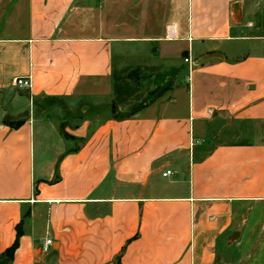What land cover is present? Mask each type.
Masks as SVG:
<instances>
[{
  "label": "crops",
  "instance_id": "crops-1",
  "mask_svg": "<svg viewBox=\"0 0 264 264\" xmlns=\"http://www.w3.org/2000/svg\"><path fill=\"white\" fill-rule=\"evenodd\" d=\"M19 229L7 264H264V0H0Z\"/></svg>",
  "mask_w": 264,
  "mask_h": 264
},
{
  "label": "rangeland",
  "instance_id": "rangeland-1",
  "mask_svg": "<svg viewBox=\"0 0 264 264\" xmlns=\"http://www.w3.org/2000/svg\"><path fill=\"white\" fill-rule=\"evenodd\" d=\"M136 74H133V76ZM136 78V77H135ZM135 78L134 81L132 79V85L127 84L126 87H124V90L127 92V94H131L132 100L126 105V106H131V104H140L139 102H144L147 100V94L149 93V80L148 79H144L142 80V82H135ZM144 83V85H143Z\"/></svg>",
  "mask_w": 264,
  "mask_h": 264
},
{
  "label": "trees",
  "instance_id": "trees-1",
  "mask_svg": "<svg viewBox=\"0 0 264 264\" xmlns=\"http://www.w3.org/2000/svg\"><path fill=\"white\" fill-rule=\"evenodd\" d=\"M20 124V121H14L10 122L11 126H18ZM22 231L19 229L17 238L14 241V243L2 254H0V264H7L8 261L12 260L14 257V253L19 245V239Z\"/></svg>",
  "mask_w": 264,
  "mask_h": 264
},
{
  "label": "built area",
  "instance_id": "built-area-1",
  "mask_svg": "<svg viewBox=\"0 0 264 264\" xmlns=\"http://www.w3.org/2000/svg\"><path fill=\"white\" fill-rule=\"evenodd\" d=\"M185 61H189V57L188 58H185ZM13 84L19 88H30L31 87V78L29 77H18V78H15L13 80ZM171 173V170H167L165 171L163 174L166 176L168 174ZM52 243V240L51 239H47L44 246H43V249L45 251H48L49 250V246L51 245Z\"/></svg>",
  "mask_w": 264,
  "mask_h": 264
}]
</instances>
